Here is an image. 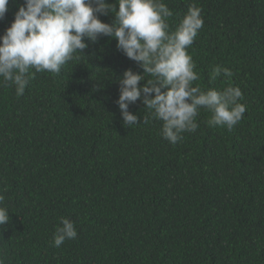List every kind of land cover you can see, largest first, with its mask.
Segmentation results:
<instances>
[{
    "label": "trees",
    "instance_id": "trees-1",
    "mask_svg": "<svg viewBox=\"0 0 264 264\" xmlns=\"http://www.w3.org/2000/svg\"><path fill=\"white\" fill-rule=\"evenodd\" d=\"M163 2L173 30L190 4L202 9L188 49L194 83L222 89L228 81L209 83L211 68H230L243 119L232 131L212 128L201 109L197 131L172 145L138 100L129 111L139 124L125 126L119 79L143 70L107 36L86 40L59 74L36 73L21 97L0 87L5 264H264V0ZM23 3L9 0L0 35ZM61 217L78 236L57 248Z\"/></svg>",
    "mask_w": 264,
    "mask_h": 264
},
{
    "label": "clouds",
    "instance_id": "clouds-1",
    "mask_svg": "<svg viewBox=\"0 0 264 264\" xmlns=\"http://www.w3.org/2000/svg\"><path fill=\"white\" fill-rule=\"evenodd\" d=\"M8 4L9 0H0V20L5 18ZM201 12L190 4L173 30L168 23L173 12L163 0H24L0 35V87H14L15 95L21 97L36 73L59 74L63 66L83 54L86 40L95 43L107 36L143 70L128 69L119 79L115 103L125 126L139 124L138 116L129 111L139 100L152 119L162 122L160 135L172 145L182 141L184 133L197 131L201 109L211 113L206 121L209 127L232 131L246 112L240 102L242 90L230 82L232 70L221 65L211 68L209 83L221 76L228 81L222 89L194 83L201 77L188 49L203 28ZM109 14L114 17L111 24L99 18ZM148 122L149 117H143L142 123ZM4 202L0 193V228L10 221ZM77 236L75 222L61 217L53 246L59 248ZM0 264H5L2 256Z\"/></svg>",
    "mask_w": 264,
    "mask_h": 264
}]
</instances>
